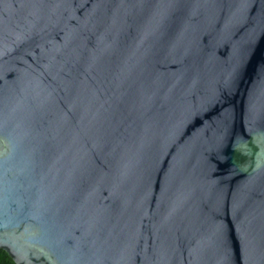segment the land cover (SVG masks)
<instances>
[{"label":"water","instance_id":"95a60500","mask_svg":"<svg viewBox=\"0 0 264 264\" xmlns=\"http://www.w3.org/2000/svg\"><path fill=\"white\" fill-rule=\"evenodd\" d=\"M0 249L264 264V0H0Z\"/></svg>","mask_w":264,"mask_h":264},{"label":"trees","instance_id":"16d2710c","mask_svg":"<svg viewBox=\"0 0 264 264\" xmlns=\"http://www.w3.org/2000/svg\"><path fill=\"white\" fill-rule=\"evenodd\" d=\"M0 264H15L10 256L2 249H0Z\"/></svg>","mask_w":264,"mask_h":264}]
</instances>
